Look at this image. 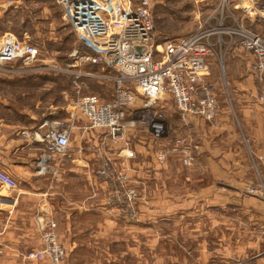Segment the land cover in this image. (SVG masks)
Instances as JSON below:
<instances>
[{
  "label": "crops",
  "instance_id": "1",
  "mask_svg": "<svg viewBox=\"0 0 264 264\" xmlns=\"http://www.w3.org/2000/svg\"><path fill=\"white\" fill-rule=\"evenodd\" d=\"M262 2V10L255 14L253 24L255 28H263L264 34V20L255 22L258 16L264 18V0ZM62 14L57 0H0V45L11 33L32 43L43 41L48 44L45 51L60 53L62 49L56 48L57 44L63 41V35L71 33L74 46L64 49L62 63L66 64L72 49L79 45L72 27H67L66 32L61 23L52 28L43 26L44 22L61 20ZM41 35L49 37L42 40ZM228 51L226 62L232 81L229 83L230 100L241 110L237 122L243 124V130H239V124L229 114H224L225 111H221L213 123L200 116H191L187 122L171 113L166 118L170 126V133L164 138L167 141L181 132L194 136L199 150L196 161L188 169L210 171L208 175L214 182H206L207 185H246L264 178V101L259 99L262 81L257 82L247 60L253 59L252 54L236 43L230 44ZM216 59L211 60L212 66ZM235 68L240 72L233 74ZM31 81L36 83L39 78ZM88 82L85 93L110 97L111 85L102 86L92 79ZM26 83L28 81L21 77H0V169L18 180L13 191L0 185V246L5 248L0 264H51L47 259L25 257L27 252L43 246L41 218H52L58 224L59 238L68 253L63 264H264V201L249 192H219L218 201L224 208L205 211L219 216L233 213L235 240L230 242L229 237L221 236L219 242H197L198 229L187 228L189 240L182 246V235L186 234H181L180 213H162V204L166 202L162 201L161 185L155 181L160 169L139 164L137 173L143 176L138 178L142 179L143 192L136 221L129 223L112 217L101 200L106 184L96 175V167L101 156L126 164L125 143L89 128L85 117L74 110L75 99L68 94L69 89L61 94L64 101L60 102L57 95L42 96L43 85H35L33 92ZM46 84L51 88L55 85ZM72 115L75 120L67 154L56 156L45 174H39L37 158L41 145L23 135V130L44 133L48 120L68 121ZM157 139L149 133L132 140L136 152L142 157L150 155L157 163L153 152ZM126 172L131 174L128 168ZM167 203L178 205V200L170 195ZM224 204L232 209H226ZM170 223L175 227L166 230V224ZM196 250L201 251V256L191 259L195 263H188V254ZM183 251L188 252L184 259Z\"/></svg>",
  "mask_w": 264,
  "mask_h": 264
},
{
  "label": "built area",
  "instance_id": "2",
  "mask_svg": "<svg viewBox=\"0 0 264 264\" xmlns=\"http://www.w3.org/2000/svg\"><path fill=\"white\" fill-rule=\"evenodd\" d=\"M57 2L63 7V19L72 26L79 45L69 54L70 62L50 67L72 77L77 92L74 110L85 117L88 127L104 131L114 141L125 143L128 131L138 125L155 138L167 137L170 126L161 102L166 95L175 99L184 120L187 116H200L211 123L215 121L219 113L218 98L207 85L206 77L211 71L212 58L223 55L224 48L228 50L234 42L253 54L252 70L261 77L263 90L259 99L264 101V37L242 22L227 26L221 16L217 25L199 27L193 34L173 40L155 34L151 0ZM256 5L261 8L260 4ZM3 39L1 72H17L14 65L18 63L38 66L41 53L35 45L11 33ZM89 79L100 85L111 84L110 97L82 94L83 89L89 87ZM74 118L72 115L68 121L45 122L48 127L44 133L23 130V135L41 145L37 158L39 174H45L56 156L67 154ZM174 141L172 146L157 152L158 161L164 163L173 152L180 156L183 164H192L197 143L184 135H177ZM127 149L125 145L124 150ZM125 154L133 156L132 151ZM97 174L110 181L109 203L122 207L133 219L138 190L124 186L128 182L127 174L116 173L108 157L104 158ZM262 182L264 185V179ZM0 185L13 191L18 180L0 169ZM40 223L43 246L27 252L26 259H47L51 264H63L68 253L59 238L57 222L41 218ZM4 251L1 245L0 255Z\"/></svg>",
  "mask_w": 264,
  "mask_h": 264
},
{
  "label": "rangeland",
  "instance_id": "3",
  "mask_svg": "<svg viewBox=\"0 0 264 264\" xmlns=\"http://www.w3.org/2000/svg\"><path fill=\"white\" fill-rule=\"evenodd\" d=\"M262 1L263 0H151L152 13L155 19V34H157L159 38L168 37L173 40L180 39L181 37H186L190 34H193V32H195V30L198 29L199 27L217 25L218 20L220 19L221 16H223L225 19V25L227 26H232L236 22L238 23L242 22L244 26L248 28L249 30L262 35L263 28H258V27L255 28V25L253 24L255 14L260 13L262 10V8L256 5V3L261 4L263 3ZM61 8L63 11L62 6ZM58 23L62 24V27L65 29L66 32H67L66 30L67 27L69 26L72 27L70 24L64 21L63 14H62L61 20L57 19L52 22L50 21V23L48 22V24L44 22L43 26L49 25L50 28H52L51 26L55 27L56 24ZM47 36L48 35L46 36L41 35L40 39L43 40L45 39L43 37H47ZM51 37H54V36H51ZM225 38H226V35H225ZM21 40H24V41L27 40L28 42H30L28 39L26 40L21 39ZM42 42L43 41H41V43ZM30 43L33 44L35 42L33 43L30 42ZM41 43L33 44L37 47V49L41 53V56L39 57V60L37 62L38 66L36 67L32 65L23 66L22 64L18 63L14 65L15 69L18 70L17 72L4 73L0 71V77L8 78V79H11V78L17 79L19 77L25 78L28 75L33 74V73H38V74L45 73L48 75H53V74H56L57 72H60V73L66 74L61 71H55L50 67L52 65L63 64L62 62L64 59V56H63L64 49H62L60 53H53L51 52V50L45 51V49L48 48V47L46 48L48 44L47 43L41 44ZM234 43H231V44L233 45ZM237 47H239L240 49H243L238 44H237ZM40 49L43 50V52ZM229 51L224 48L223 55L219 57L216 56L217 58L216 64L211 66L210 74L206 77V83L207 85H210L212 87L214 93L217 95L218 109H219L218 115L221 113V111H225L224 114H229L230 117L235 119L236 123H238L237 115L239 114L241 110H239V108H237L234 102L230 100V98H232V93L230 90L231 87L229 83H232V81L229 78L230 75L228 74V65L226 62L228 55H229ZM247 60L250 62V67L252 70V66L254 64V57L252 60L250 59H247ZM37 67L41 69L39 70L37 69ZM237 72H240L239 69L237 68L233 69V74H236ZM252 72L255 75L257 82L262 81L259 75H256V73L253 70ZM89 84L90 82L88 83V85ZM110 85L111 84H109V86ZM30 89L33 92H35L34 86L30 87ZM36 89L38 90V88ZM45 89H48V90L51 89V90L47 91ZM65 90H66L65 87L54 86L53 88H51L50 84H44L42 96L44 95V97H46V95H57L56 96L57 101L63 102L64 99L61 97V94H66L67 91ZM84 90L85 89H83L82 94H86V95L90 94V93L89 94L85 93ZM68 94H72L71 98L73 100L77 99L76 98L77 97L76 88H75V93L74 91L72 92L70 91V93ZM14 99L19 100L17 97H14ZM161 102L164 103L165 105V108H163L162 111L165 112L166 118L171 113L173 116L178 115L184 120L181 113L177 109L175 99L172 96L166 95V98L162 99ZM189 117L191 116H187L184 121L187 122ZM47 122L50 123L52 122V120L50 119ZM238 124H239V130L241 129L243 130V127H244L243 124L241 125L240 123ZM93 130H96V129H93ZM96 131L100 132L101 130H96ZM140 134H149V132L142 125H138L136 126V129L129 130L126 135V142L124 144V145H128V149L126 152L127 153L129 151L133 152V156H128L127 154H125V156L128 158V162H126V164L123 165L121 161L111 160V163L113 167L115 168L116 173L127 174L128 182L127 184L125 183L124 186H131L138 190V199H136L133 205L134 206L133 207L134 218L131 219L129 217L130 216L129 214H127L125 211L123 212L122 207L120 208L118 206H114L109 203V197L111 194V190H109L110 181L104 180L101 176L97 174V170L102 167L103 160L104 158H106L105 156H101V162L96 167V175H98L99 178L102 179V182L106 184V188H105L106 193L102 195L101 197V200L103 201L105 205L106 211H109L112 217H116V218L118 217L119 219L123 221L125 220L129 223L135 222L138 216V205H139L138 202H139V199L141 198V191L143 192V189L140 187L141 185L140 181L142 182V179H140V181L138 180V178H142L143 176L137 173L138 165L142 164V165H145V167L156 166L158 167V169H160V171L156 175L157 177L155 181H157L161 185L163 203L168 202L170 195L172 199L175 197L178 200V205L170 204V203H169L170 205L168 203L162 204V209H163L162 213L170 214V212L172 211L174 213H180L181 234H184V233L186 234V235H182L183 238L181 241H184L182 242V246L186 242L188 243V240H189L188 239L189 235L187 233L188 231L186 230L187 228L198 229L195 234L197 242H202L203 240L205 242L206 240L210 243L211 242L215 243V242H219V238L221 236L229 237L230 242L235 240L236 235H237L234 229V225L236 224V216L233 213L225 214V216L223 215L219 216L218 213L213 214V215H208L205 213V211H215L220 207L224 208L221 206L223 204H220V201H218V199L220 198L219 196H221L220 193L231 194L230 192H233V191H239V192L241 191L246 194V192H249L251 194H255L259 196L261 200L264 201V185L262 182L264 178L260 179L259 182L252 183V184H246V185H231V186H228L226 184L207 185L206 182H209V183L214 182L211 179V176L208 175L210 171L206 173V172H201L200 169L199 170L197 169L189 170L188 169V167L193 165L197 159L196 152L199 150L198 144H197L198 148H195L194 150V155L196 157L192 164L190 165L183 164L180 156H178L177 154L173 152H170L167 156L168 159L164 163H161L158 161L156 157L157 152L167 149L168 147L172 146L175 141L174 139L172 141H167L166 139L163 138L164 139L163 141L161 138H158V139L155 138V140L156 139L158 140L157 141L158 143L154 141L155 143H154L153 152L155 153L156 161L159 164L158 165L154 161V158H152L150 155L142 157L140 152H136L135 147H134L135 143H133L134 140L132 139L137 138ZM105 135H103L102 133L103 137ZM177 135H181V136L184 135L192 139L193 141H195L194 136L192 134L191 136H189L188 134H184V133L182 134L181 132V134H176V136ZM164 166H168V168H163ZM127 168L130 170L131 174H128L126 172ZM202 174L207 177H205L203 180H200V177H204V176H201ZM188 177L190 178L192 177V180H190ZM150 183H152V181H150ZM234 186L236 187V189L233 188ZM120 187L123 188L122 185ZM251 189H254L256 192H252ZM224 206H227L226 209L228 210L232 209L228 205L224 204ZM166 226H167L166 230H171V228L175 227V226H172L171 223L166 224ZM220 226H222V228H220ZM209 227L212 229L214 228L215 230H207V228ZM220 231L223 234H221ZM139 240L137 241L138 244H139ZM187 254L188 252L185 253L183 251L182 259H184V256ZM201 254L202 253L200 250H196L188 254V257H187V260H189L188 263H190V261L194 262L193 261L194 258L198 255L201 256Z\"/></svg>",
  "mask_w": 264,
  "mask_h": 264
},
{
  "label": "trees",
  "instance_id": "4",
  "mask_svg": "<svg viewBox=\"0 0 264 264\" xmlns=\"http://www.w3.org/2000/svg\"><path fill=\"white\" fill-rule=\"evenodd\" d=\"M262 20H264V18L258 16V17H256L255 22L256 21H262ZM70 34L68 33V34L63 35V37H64L63 41L61 43L57 44L56 48H58V49H71L74 46V43H73L74 40L70 36ZM262 36L264 37L263 33H262ZM76 46H78V44ZM68 61L70 62L71 59L69 58ZM34 77L39 78V81H37L36 83H33V81H31V79H33ZM21 80H27L28 83H26V84H29V87H32L35 85L38 86L39 84L42 86L46 83L52 82V83H55L54 86L65 87V89H69L71 92L74 91V93H75V84L72 82V77L67 75V74L60 73V72H57L56 74H53V75H48L45 73H42V74L33 73V74L28 75L25 78H21ZM21 84H22V81H21ZM22 86H23V84H22Z\"/></svg>",
  "mask_w": 264,
  "mask_h": 264
}]
</instances>
